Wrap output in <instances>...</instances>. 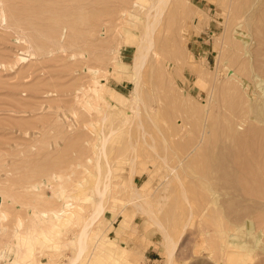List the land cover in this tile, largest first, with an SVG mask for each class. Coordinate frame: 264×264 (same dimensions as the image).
<instances>
[{
  "label": "rangeland",
  "instance_id": "374dc122",
  "mask_svg": "<svg viewBox=\"0 0 264 264\" xmlns=\"http://www.w3.org/2000/svg\"><path fill=\"white\" fill-rule=\"evenodd\" d=\"M243 1L165 0L138 103L133 52L158 0H0V264H67L71 214H90L109 168L77 264H264L263 104L228 79Z\"/></svg>",
  "mask_w": 264,
  "mask_h": 264
},
{
  "label": "bare ground",
  "instance_id": "6f19581e",
  "mask_svg": "<svg viewBox=\"0 0 264 264\" xmlns=\"http://www.w3.org/2000/svg\"><path fill=\"white\" fill-rule=\"evenodd\" d=\"M158 1L159 2H156L154 4L152 3V8L154 9V12H155L154 18L147 25H145L144 33L141 34V37L139 39L137 51L134 49L136 52H133V53H135V55H134L135 57L133 59L134 63L132 66L134 68V89L132 92L133 102L139 103V101H138L139 100V93H140L139 92L140 91L139 90V88H140V81L139 80H141L140 72H141V69H143L142 67H144V64L146 63V59H147V56L149 54L148 52L152 46V35H153L154 29L156 27V23L158 22L157 21L158 16H161L160 15L161 12L163 13L162 8H163V4H164L165 0H158ZM243 2H244V12H243V14H244V28L241 30V43H242L243 53H244L243 68L240 70V72H238V71L234 70L233 67H229L228 68V74H229L228 79L229 80H238L240 82V85L242 87V92L246 96V103L248 102L250 104V101H252L254 99L257 101H260V103L262 101L263 105L261 108L264 111V67L261 64V57L264 55V49H263L264 48L263 47L264 46V42H263L264 41V27L261 25V23L263 22L264 19L260 20V17L261 16L264 17V15H262V13H261L260 16H257L256 22L254 23V25H251L250 24V9H251L252 5L250 6V0H244ZM254 3L251 2V4H254ZM257 3H258V1H257ZM261 5H262V3H261ZM263 8L260 7L259 9H263ZM259 9H258V12H259ZM151 14H153V13H151ZM258 14H260V13H258ZM151 17H152V15H151ZM153 44H154V42H153ZM243 60L241 59V61H243ZM239 67H241V66H239ZM132 79H133V77H132ZM258 99H260V100H258ZM146 105H147V103H146ZM148 105H150V104H148ZM148 105H147V107H148ZM255 117L257 118V116H255ZM103 118L105 119V117H103ZM238 119L240 121L241 118H238ZM250 119L252 120V118H250ZM242 122H244V121H242ZM258 129H260L259 126H258ZM263 132H264V130H263ZM109 137L110 136H108L107 134H104V136L101 140L100 148H99L100 153L98 152L100 156H103V155L106 156V144L108 142ZM107 161H109V160H107ZM107 164H108V162H107ZM110 169L111 168H109L108 171L106 172L108 174V177H109V173L111 172ZM99 171H100V168H99ZM108 177H107V175H105L104 178L96 176L95 183H94V193L96 195V199L94 201V206H93V209L90 212V214L88 216H83L79 212H75V211H73L71 214V216L75 219V223L79 225V230L76 234L75 239L73 240V244L75 246V250H74L75 252H74L71 260L67 264H77V262L79 263V261L87 253V250L89 248V238L91 237V233H92V235L97 234L96 231L92 228V226L101 217V215L103 214V212L105 210V199H106V195L108 192L107 188L109 186V184H108L109 180H106ZM64 191H65V188L62 191V194H64ZM250 226L252 227V224ZM222 229H223V227H222ZM222 229H221V232L223 231ZM38 233L40 236H46L47 235V232L43 229ZM32 237H33V232H31V231L27 232L25 237L22 236L23 240H31ZM165 237H166V246H167L166 248H167V250H169L168 251L169 257L172 258L174 255V252L176 250V244L172 243L171 238L168 235H166ZM226 239L231 244L233 243V242H231L232 237H230V238L226 237ZM226 246H225V248H226ZM234 250L236 251V249H234ZM226 251H227V253H231L228 250H226ZM16 253L18 255L17 259L19 261V263H17V264H24L23 262L27 261L28 258L30 257L29 252H26V251H25V253L24 252L19 253V250H18ZM15 262H17V261H15Z\"/></svg>",
  "mask_w": 264,
  "mask_h": 264
}]
</instances>
